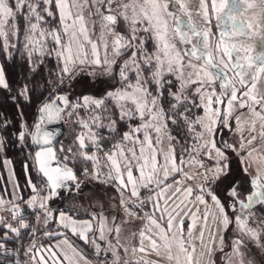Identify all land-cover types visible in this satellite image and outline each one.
I'll use <instances>...</instances> for the list:
<instances>
[{
	"label": "rangeland",
	"instance_id": "rangeland-1",
	"mask_svg": "<svg viewBox=\"0 0 264 264\" xmlns=\"http://www.w3.org/2000/svg\"><path fill=\"white\" fill-rule=\"evenodd\" d=\"M192 1L201 11L192 18L206 30V49L234 69L242 92L236 91L233 74L221 77L222 72L211 68L210 57L204 64L202 56L186 52L184 32L181 37L172 27L174 14L165 0H0V50L7 65L6 72L0 58V85L9 83L10 77L18 92L11 60L16 53L19 60L31 63L33 71L43 67L59 80L50 92L53 96L60 88L71 93L65 115L70 131L82 132L84 139L71 141L74 159L61 154L64 168L102 160L113 146L118 154L128 147V154L135 147L129 140H141L150 125L156 127L160 146L174 141L184 158L193 196L218 198L225 213L220 230L230 225L226 214L231 211V240L222 241L217 231L218 240L208 242V247L221 248L215 262L264 264V0H245L249 40L243 42L239 32L234 36L222 29L223 44L217 49L226 59L233 55L234 62L228 65L216 46L212 48L216 36L205 0ZM212 2L215 15L226 6V0ZM110 9L118 17L109 14ZM118 38H128L134 47L122 60L125 44L117 48ZM36 117L26 126L31 137L44 120L40 114ZM126 122L133 129L119 135V124ZM9 144L0 129V208L33 203L43 189L48 190L36 171V147L13 162L5 156ZM231 156L238 158L248 183H242L238 192L229 187L225 194L221 176L228 172ZM110 185L87 183L62 202L74 204L85 215L97 207L96 200H102ZM220 193L227 197L224 202Z\"/></svg>",
	"mask_w": 264,
	"mask_h": 264
},
{
	"label": "crops",
	"instance_id": "crops-1",
	"mask_svg": "<svg viewBox=\"0 0 264 264\" xmlns=\"http://www.w3.org/2000/svg\"><path fill=\"white\" fill-rule=\"evenodd\" d=\"M150 126L141 140H129L135 147L128 154V147L119 154L115 149L104 153L110 192L103 193L97 207L85 215L74 204L53 201L46 189L35 202L22 201L54 210L44 214L42 232L57 222L67 233L56 235L54 243H41L24 232H10L4 238L1 264H217L214 259L221 248H209L208 242L218 240L217 231L223 241L224 210L217 197L206 201L193 196L191 173L174 141L161 147L156 127ZM131 129L126 122L117 131L122 135ZM86 163L90 160L82 164ZM143 192L158 211L140 234V221L117 204L120 197L129 199Z\"/></svg>",
	"mask_w": 264,
	"mask_h": 264
},
{
	"label": "trees",
	"instance_id": "trees-1",
	"mask_svg": "<svg viewBox=\"0 0 264 264\" xmlns=\"http://www.w3.org/2000/svg\"><path fill=\"white\" fill-rule=\"evenodd\" d=\"M112 14L114 17H118L116 12H112ZM123 25L125 26V24ZM123 30H126L125 34L128 35L127 29ZM117 42H120V45ZM130 42L131 41L128 38L125 40H120L118 38L116 40V44L118 46L117 48L121 47L122 49V45L125 44V51H123V53H121L119 57L121 60L125 55L132 51L133 47ZM0 55L2 63L5 64V70L7 72V65L3 57L5 55L1 50ZM15 55L16 53H13V56H11V60L14 65V74L18 80V92L13 90L11 85L13 83L10 77L9 83L0 85V129L1 132H3V135L8 137V141L10 142V147L5 148V156H7L8 159L13 160V162L16 161L15 158H17V156L24 154L28 150H31V148L33 147L34 144L31 143L30 139L31 135L27 132L26 126L30 125L33 120L34 122L36 121V116L39 114L38 110L40 109V106L44 101H48L52 98L53 95L50 92L54 89L53 87H56L55 84H57V82L59 81L56 77L47 75L45 69H42L43 67H39L38 69L33 71L30 62H28L25 58L19 60ZM92 86L95 87L94 84H92ZM242 90L243 88L241 87V85L237 84L236 91L239 93L240 91L242 92ZM24 91L27 92V94ZM57 91L61 93H67L70 100V92H66L61 88ZM224 138L226 137L223 134L222 139L224 140ZM228 164V172H226L225 175L221 176V183L224 186L222 187L221 191L225 192V194L229 187H233L238 192L239 186L242 183H248V180L246 178H243L244 170L238 158L231 156V158H229ZM76 180L80 184V187H78L77 189H71L68 192H65V190H63L60 192L58 198L52 200L62 202V200H65L64 198L66 196L71 197L79 194L84 185H86L87 183L101 184L92 180V178L90 177H77ZM103 192L108 194L110 192V188L108 191L105 190ZM221 195L223 199L221 201L224 202L227 197H224L223 194ZM239 196L240 195H238V197ZM226 215L228 216V218H230V225H228L223 233L225 242L228 241V238L231 240L230 237H233L232 232H230V227L231 224L234 225V219L231 218V211H227Z\"/></svg>",
	"mask_w": 264,
	"mask_h": 264
},
{
	"label": "built area",
	"instance_id": "built-area-1",
	"mask_svg": "<svg viewBox=\"0 0 264 264\" xmlns=\"http://www.w3.org/2000/svg\"><path fill=\"white\" fill-rule=\"evenodd\" d=\"M63 116L64 130L54 143L57 148V163L61 164H64L66 161L61 154L71 157V160L74 159L73 154H71V141L76 140V142H79L84 139V134L82 132L73 134L70 131V126L68 125L69 122L65 112ZM188 162H190V160ZM104 163L105 162L102 160H94L90 163L79 165L74 170H76L78 177H90L96 182H103L110 185L107 179L108 174ZM198 170L203 173V169L200 168ZM47 187L50 193V188L49 186ZM150 203L147 193L143 192L142 194L136 195L135 197L132 196L129 199L120 197L118 199L117 208L126 212L128 215L135 216V218L140 221V234H142L144 230L147 229L150 222L157 217L158 210L154 209ZM53 211L54 210L48 205L40 207L30 206L24 204V202H19V204L16 205L9 204L0 208V264L5 258L6 244L4 238L10 232H24L27 238H36L41 243H54L56 241V235L67 233L66 227L57 222H52L50 229L47 231H41L40 225L44 218V214L47 212L52 213Z\"/></svg>",
	"mask_w": 264,
	"mask_h": 264
},
{
	"label": "flooded vegetation",
	"instance_id": "flooded-vegetation-1",
	"mask_svg": "<svg viewBox=\"0 0 264 264\" xmlns=\"http://www.w3.org/2000/svg\"><path fill=\"white\" fill-rule=\"evenodd\" d=\"M167 1V5L169 7V10L174 14L173 17V23L172 27L175 28L176 31L180 32V35L182 37V32H184L183 40L186 45V52L189 54H198L199 56H202L204 64L207 63V57H210L209 64L213 70L222 72L221 77L226 73L233 74L232 78L234 81L235 86L237 87V80L235 79V75L233 73L234 69H229L224 65L222 62L219 63L214 56H211V52H209L205 47L206 41V30L205 32L202 31V27L197 25V22H195L192 18V13L201 11H198L196 8V3L192 0H165ZM206 2V10L209 8V12L211 13L212 21L210 27L212 28L213 36H216V40L214 43H212V48L216 46V51H218V54L223 55L220 53V49L222 48L223 41L221 40V34L222 29L224 27L228 28L229 33H234L233 35L238 32L240 33V38L243 42L249 40L251 37V31L250 26L247 25L246 17H244L246 6L245 0H226V6L221 8L219 14L214 13L213 9V2L212 0H205ZM114 4H112L113 6ZM244 11V12H243ZM116 12L113 10H108V13ZM117 14V13H116ZM200 16V15H199ZM218 16V17H217ZM126 27V26H125ZM242 27L243 29H240ZM187 35V36H186ZM120 45V42H117ZM264 43V42H263ZM134 48V47H133ZM226 59V56L223 55ZM201 57L199 59H202ZM226 64H232L233 61V55L231 57H227ZM244 89V88H243Z\"/></svg>",
	"mask_w": 264,
	"mask_h": 264
},
{
	"label": "water",
	"instance_id": "water-1",
	"mask_svg": "<svg viewBox=\"0 0 264 264\" xmlns=\"http://www.w3.org/2000/svg\"><path fill=\"white\" fill-rule=\"evenodd\" d=\"M69 104L68 94L64 92H58L50 100L44 101L38 110L44 120L32 130L31 142L36 147L33 154L36 171L49 186L51 199L58 198L63 190L68 192L80 187L76 170L57 163V148L54 144L64 130L63 114Z\"/></svg>",
	"mask_w": 264,
	"mask_h": 264
}]
</instances>
